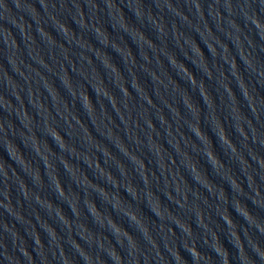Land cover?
Returning a JSON list of instances; mask_svg holds the SVG:
<instances>
[{
	"label": "water",
	"instance_id": "obj_1",
	"mask_svg": "<svg viewBox=\"0 0 264 264\" xmlns=\"http://www.w3.org/2000/svg\"><path fill=\"white\" fill-rule=\"evenodd\" d=\"M0 264H264V0H0Z\"/></svg>",
	"mask_w": 264,
	"mask_h": 264
}]
</instances>
